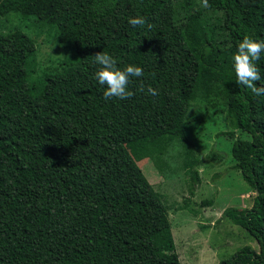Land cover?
Returning a JSON list of instances; mask_svg holds the SVG:
<instances>
[{
  "label": "trees",
  "instance_id": "16d2710c",
  "mask_svg": "<svg viewBox=\"0 0 264 264\" xmlns=\"http://www.w3.org/2000/svg\"><path fill=\"white\" fill-rule=\"evenodd\" d=\"M137 15L144 25L128 23ZM10 17L47 28L73 50L38 74L34 42L21 31L0 33V264H181L168 208L135 160L149 158L163 172L178 145L193 195L203 161L183 112L197 103L224 114L229 139L235 131L250 137L230 152L253 203L224 215L257 250L242 246L218 264H264V94L239 86L232 68L244 35L264 38V0H0V18ZM175 28L183 63L194 61L192 83L131 80L130 99H105L92 56L108 51L118 67L139 65L138 45L150 42L153 58L176 68L153 45ZM256 63L264 86V52Z\"/></svg>",
  "mask_w": 264,
  "mask_h": 264
},
{
  "label": "rangeland",
  "instance_id": "374dc122",
  "mask_svg": "<svg viewBox=\"0 0 264 264\" xmlns=\"http://www.w3.org/2000/svg\"><path fill=\"white\" fill-rule=\"evenodd\" d=\"M14 31L24 32L34 42L38 74L41 69L57 66L73 50L71 45H58L47 28L36 27L29 20L0 18V33ZM145 43L150 42L138 45V49H144L139 59L144 75L133 77L132 80L147 82L182 78L187 85L192 83L194 61L190 57L189 63H183L187 49L178 28L165 32L153 44L157 46V55L167 57L165 60L176 68L160 63L162 58H153L154 47H145ZM160 68H166L168 73L159 77ZM129 88L132 90L131 84ZM210 111L202 103H197L183 112L186 134L196 145L203 161V165L197 168L200 182L193 195L190 194L188 177L181 167L178 145L172 146L164 157L167 167L163 172L158 171L149 158L135 160L148 182L162 195L163 203L168 208L170 228L181 264H218L242 246L257 250L255 240L224 215L227 209H247L252 206L255 193L242 179L240 172L233 168L230 152L234 140L249 141L250 137L235 131L234 137L229 139L226 133L230 128L224 114L213 115ZM181 113L178 111L167 117L165 128L175 126ZM212 154L216 157L213 158ZM207 200H212V205L201 206L200 203Z\"/></svg>",
  "mask_w": 264,
  "mask_h": 264
},
{
  "label": "clouds",
  "instance_id": "9594fccd",
  "mask_svg": "<svg viewBox=\"0 0 264 264\" xmlns=\"http://www.w3.org/2000/svg\"><path fill=\"white\" fill-rule=\"evenodd\" d=\"M203 3L207 6L208 0H203ZM128 23L133 26L144 25L146 20L144 16L137 15L130 17ZM262 52H264V38L255 39L250 35H244L232 54V68L237 84L244 86L246 90H251L257 96L264 94V86L256 83L262 79L261 70L256 63L261 58ZM92 57L93 62L98 66L94 78L104 87L105 99L112 97L125 99L134 95L129 84L133 77L139 78L144 75L142 66L127 64L122 68L118 67L116 58L108 51H98ZM143 90L141 87L140 91ZM147 93L154 96L156 89L149 86Z\"/></svg>",
  "mask_w": 264,
  "mask_h": 264
}]
</instances>
